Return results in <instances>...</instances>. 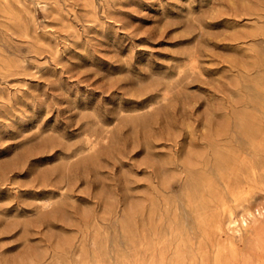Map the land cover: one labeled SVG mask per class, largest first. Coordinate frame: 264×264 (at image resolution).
<instances>
[{
	"label": "rangeland",
	"instance_id": "374dc122",
	"mask_svg": "<svg viewBox=\"0 0 264 264\" xmlns=\"http://www.w3.org/2000/svg\"><path fill=\"white\" fill-rule=\"evenodd\" d=\"M262 136L264 0H0V264H264Z\"/></svg>",
	"mask_w": 264,
	"mask_h": 264
},
{
	"label": "bare ground",
	"instance_id": "6f19581e",
	"mask_svg": "<svg viewBox=\"0 0 264 264\" xmlns=\"http://www.w3.org/2000/svg\"><path fill=\"white\" fill-rule=\"evenodd\" d=\"M192 66L194 67L195 65L193 64ZM263 151H264V136L261 137L260 141L257 143V145H255V148L253 150L254 154L258 156L259 159L257 163L258 165L250 164L246 160H244V157H239L234 161V165L231 166L232 175L234 177L233 179L225 181L226 183L224 190L223 189L220 190L213 184L209 185V189H208L209 192L213 195V197L216 200L222 203L223 212L224 214H227L230 225H232L233 223L232 220L236 216L233 213H231L226 197H230L232 201L235 202L238 206H242V213L236 219V222L239 223L237 224L239 225V227L247 228L249 226L250 221L256 223L258 219L261 216H263L264 206L262 209L258 210L257 213H255V211H252L249 206H244V203L248 200L250 194L252 193L253 185L256 182H258V177H260L264 181V162L259 158L260 155L263 154ZM208 231L209 234H216V233L224 234V230L222 226L220 225L219 221L216 220V218L214 217H211V220L209 221ZM225 237L226 239H229V236L226 234Z\"/></svg>",
	"mask_w": 264,
	"mask_h": 264
}]
</instances>
